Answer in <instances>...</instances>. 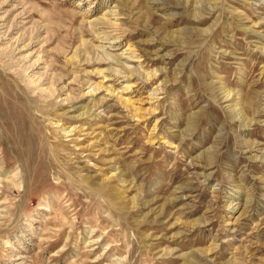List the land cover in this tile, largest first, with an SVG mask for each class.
<instances>
[{"label": "rangeland", "instance_id": "obj_1", "mask_svg": "<svg viewBox=\"0 0 264 264\" xmlns=\"http://www.w3.org/2000/svg\"><path fill=\"white\" fill-rule=\"evenodd\" d=\"M0 264H264V0H0Z\"/></svg>", "mask_w": 264, "mask_h": 264}]
</instances>
